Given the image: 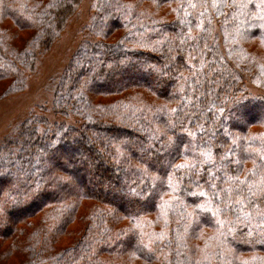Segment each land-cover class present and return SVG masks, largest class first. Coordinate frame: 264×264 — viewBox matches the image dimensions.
Instances as JSON below:
<instances>
[{"label":"trees","instance_id":"16d2710c","mask_svg":"<svg viewBox=\"0 0 264 264\" xmlns=\"http://www.w3.org/2000/svg\"><path fill=\"white\" fill-rule=\"evenodd\" d=\"M82 2L0 0V102ZM91 3L0 143V264H264V0Z\"/></svg>","mask_w":264,"mask_h":264},{"label":"rangeland","instance_id":"374dc122","mask_svg":"<svg viewBox=\"0 0 264 264\" xmlns=\"http://www.w3.org/2000/svg\"><path fill=\"white\" fill-rule=\"evenodd\" d=\"M91 5V0H83L78 12L70 20L67 31L61 36L54 49L47 51L39 60V64L36 65L37 73L27 82L24 91L0 102V143L20 121L27 117L29 109L36 106H50L52 98L50 79L54 76L58 77L67 63V58L79 43L91 38L90 33L87 32L92 24L91 19L94 18V9ZM4 88L5 86H0V93ZM248 91L252 94L259 92L251 87Z\"/></svg>","mask_w":264,"mask_h":264},{"label":"snow or ice","instance_id":"6c2138e0","mask_svg":"<svg viewBox=\"0 0 264 264\" xmlns=\"http://www.w3.org/2000/svg\"><path fill=\"white\" fill-rule=\"evenodd\" d=\"M179 167V166H178Z\"/></svg>","mask_w":264,"mask_h":264}]
</instances>
